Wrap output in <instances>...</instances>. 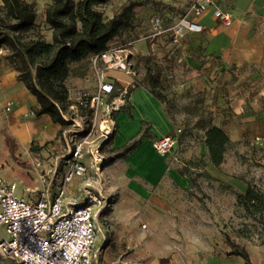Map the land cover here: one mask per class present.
<instances>
[{"label":"rangeland","instance_id":"rangeland-1","mask_svg":"<svg viewBox=\"0 0 264 264\" xmlns=\"http://www.w3.org/2000/svg\"><path fill=\"white\" fill-rule=\"evenodd\" d=\"M26 1L33 5L37 18L35 27L23 33L22 39L28 41L40 37L51 42L52 30L46 24L45 14L53 0ZM124 1L111 0L97 6L96 10L107 21L119 12ZM136 36L134 30L128 31L110 47L111 51L133 48L134 43L123 44L134 42ZM144 46L133 55L118 54L128 57L137 73L135 81L138 83L145 79L147 67L152 68L151 73L160 84L154 88L145 83L144 87L165 99L162 104L167 116L182 132L176 148L162 158H158L154 148L161 137L155 139L149 149L148 165L140 167L130 158L133 151L122 154L126 145L118 148L109 142L96 157H88L90 171L86 177L67 185L65 201H81L89 192L98 198L95 205L97 240L92 264H202L197 253L201 252V256L213 248L224 254L231 249L228 238L241 248L264 246V211L248 212L237 195L245 194L248 186L264 194V146L230 145L224 163L216 168L223 177L237 182V187L212 178L206 170L210 159L203 141V132L210 126L205 99L187 82L176 80L168 57L157 59L152 55L149 40ZM2 49L0 57L14 70L7 59L10 50L5 46ZM147 57L149 60H145ZM98 66L102 68L101 63ZM90 75H96L93 58L73 63L68 81L73 84L79 77L84 80ZM89 87L85 83L71 85V103L77 106L80 95L91 92ZM33 109L23 119L38 121L40 118L35 116ZM66 117L71 124L68 131L72 134L76 130L75 119L79 120L77 111L68 108ZM142 129L146 136L147 125ZM57 134L53 138L40 136L27 142L0 141V163L6 178L17 183L18 194L35 199L43 188L42 177L51 171L53 178L57 165L53 189L62 186L60 174L69 148L63 135L57 138ZM40 138L44 141H39ZM156 159H160L159 162ZM171 173L188 178L190 185L180 186ZM46 179L51 181L49 177Z\"/></svg>","mask_w":264,"mask_h":264},{"label":"crops","instance_id":"crops-1","mask_svg":"<svg viewBox=\"0 0 264 264\" xmlns=\"http://www.w3.org/2000/svg\"><path fill=\"white\" fill-rule=\"evenodd\" d=\"M130 1L137 2L138 6L134 10L133 28L128 31L134 30L137 36L134 42L125 41L123 45L134 43L133 48H125L127 54L133 55L145 47L154 17H161L164 26L170 28L187 13L190 4L195 0H126L120 5V10ZM215 10L229 14L232 18L231 24L225 25L221 19L216 18ZM197 22L202 26V32H186L179 43L174 42L171 33L149 40L152 55L157 59L168 57L174 67L176 80L187 82L193 91L202 95L210 115V126L223 129L231 144H259V147H263L264 0H214L213 6ZM128 31H123L109 47L116 44L122 35L126 36ZM106 75L111 81L129 79L120 70L109 71ZM68 80L69 78L65 84L69 92L71 85L88 84L91 92L97 86L96 75L87 76L84 80L79 77L73 84ZM9 99L15 101V107L9 114L0 112V141L27 142L40 136H56L60 127L48 116H41L38 121L23 119L32 107L38 108L37 100L17 80L10 65L0 57V100L5 102ZM116 121L119 131L110 141L116 147H123L134 142L136 138L141 139L138 147L130 154L137 167L148 165L149 149L155 139L180 129L167 116L163 104L145 87L135 88L130 93L128 103L118 113ZM144 125L148 127L146 136H143ZM203 134L205 141V132ZM42 139L39 141H44ZM162 157L158 155V158ZM159 160L156 159V162ZM206 170L215 180L237 187L238 183L223 177L210 160L206 163ZM171 175L180 186L190 185L188 178L178 173ZM6 180L9 181L7 178ZM4 236V232L0 231V239ZM245 249L251 264H264V246H246ZM226 252L217 253L211 248L201 256V252L197 254L203 260L202 264H246L242 257H228ZM2 263L10 264L3 256L0 259V264Z\"/></svg>","mask_w":264,"mask_h":264},{"label":"built area","instance_id":"built-area-1","mask_svg":"<svg viewBox=\"0 0 264 264\" xmlns=\"http://www.w3.org/2000/svg\"><path fill=\"white\" fill-rule=\"evenodd\" d=\"M213 4L214 0L193 1L187 13L170 28L164 26L161 17H154L147 39L152 41L171 33L174 42L179 43L186 32L201 33L203 28L197 20ZM214 15L225 25L232 22L227 13L215 10ZM120 51L110 49L93 58L96 89L83 92L77 106H72L79 120L75 119L76 130L72 134L69 128L63 132L69 153L60 174L62 186L53 189L57 165L53 178L51 171L42 177L43 188L38 196L26 198L17 193L16 182L6 180L0 163V231L5 234L0 239V253L10 260V264H92L97 240L95 205L98 198L89 192L81 201H65L66 187L74 180L86 177L90 171L88 157L100 154L101 148L118 134L116 117L126 107L137 76L128 57L118 54L125 51ZM2 52L0 48V56ZM98 63H101V69ZM112 70L123 71L129 79L109 80L106 73ZM14 107V100H0V112L9 114ZM65 119L68 121L66 115ZM181 132L179 129L158 139L154 144L156 153L165 156L176 148Z\"/></svg>","mask_w":264,"mask_h":264},{"label":"trees","instance_id":"trees-1","mask_svg":"<svg viewBox=\"0 0 264 264\" xmlns=\"http://www.w3.org/2000/svg\"><path fill=\"white\" fill-rule=\"evenodd\" d=\"M110 1L53 0L45 14L46 24L52 30V40L46 42L40 37L28 41L22 39V34L31 31L36 24L37 14L32 4L26 0H0V48L5 46L10 50L7 59L17 73V80L36 98L38 108L33 109L35 116L46 115L60 126L57 138L70 127L65 115L68 108L75 106L65 84L70 77L71 65L102 55L123 31L133 28L134 10L138 3L130 1L113 18L105 21L96 7ZM147 68L143 82H136L130 93L135 88L144 87L145 83L152 84L154 88L159 86L160 81L153 77L152 68ZM151 94L161 103L165 102L155 91ZM140 142L138 139L126 145L122 154L131 153ZM204 143L211 163L221 167L231 145L228 135L219 127L209 126ZM237 195L248 212L264 211V194L251 186L245 194ZM227 244L231 248L226 252L228 257L239 256L246 264H251L244 247L235 245L229 238Z\"/></svg>","mask_w":264,"mask_h":264},{"label":"bare ground","instance_id":"bare-ground-1","mask_svg":"<svg viewBox=\"0 0 264 264\" xmlns=\"http://www.w3.org/2000/svg\"><path fill=\"white\" fill-rule=\"evenodd\" d=\"M3 264V263H2Z\"/></svg>","mask_w":264,"mask_h":264}]
</instances>
